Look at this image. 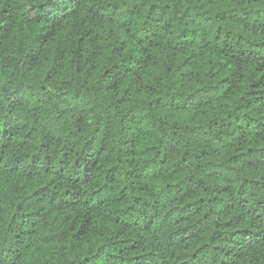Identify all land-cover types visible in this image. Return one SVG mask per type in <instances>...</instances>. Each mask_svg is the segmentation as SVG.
I'll return each instance as SVG.
<instances>
[{
	"label": "trees",
	"instance_id": "obj_1",
	"mask_svg": "<svg viewBox=\"0 0 264 264\" xmlns=\"http://www.w3.org/2000/svg\"><path fill=\"white\" fill-rule=\"evenodd\" d=\"M0 264H264V0H0Z\"/></svg>",
	"mask_w": 264,
	"mask_h": 264
}]
</instances>
